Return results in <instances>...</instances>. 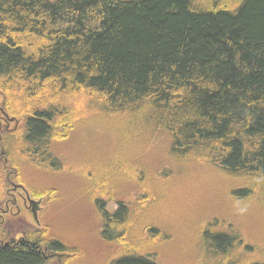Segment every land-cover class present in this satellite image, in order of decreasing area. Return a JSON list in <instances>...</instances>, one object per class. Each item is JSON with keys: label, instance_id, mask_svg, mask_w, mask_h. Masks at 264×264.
I'll return each mask as SVG.
<instances>
[{"label": "trees", "instance_id": "1", "mask_svg": "<svg viewBox=\"0 0 264 264\" xmlns=\"http://www.w3.org/2000/svg\"><path fill=\"white\" fill-rule=\"evenodd\" d=\"M83 126L111 134L114 146L98 166L74 168L54 147ZM147 145L167 149L162 177L140 163ZM183 167L235 182L233 199L264 206V0H0L4 210L13 184L58 197L29 190L25 170L75 173L100 238L118 249L109 264H161L149 242L168 238L145 213L153 184ZM120 182L134 183L133 198L118 199ZM200 228L196 264H264L235 224L211 218ZM81 255L48 228L0 240V264Z\"/></svg>", "mask_w": 264, "mask_h": 264}, {"label": "rangeland", "instance_id": "2", "mask_svg": "<svg viewBox=\"0 0 264 264\" xmlns=\"http://www.w3.org/2000/svg\"><path fill=\"white\" fill-rule=\"evenodd\" d=\"M76 132L65 143L54 147L55 154L74 168L86 164L98 166L114 146L112 135L89 127H80ZM148 147H142L147 149L143 151L140 163L162 177L161 168L172 164L167 159V149L161 147L155 152ZM187 171L185 167L175 168L176 176H171L166 184L162 183L163 179L153 184L160 186L156 188L158 194L154 206L151 205L149 214L145 213L146 218L150 217L159 225L168 238L155 244L149 242L157 261L161 264H196L199 261L197 250H200L196 232L211 218L235 224L246 242L252 249L260 250L261 255L264 251V206L252 201H236L231 196L235 182L221 179L211 171L205 175L198 172L188 175ZM24 173V183L29 190L41 193L43 189L56 188L58 197L51 202H47L46 197L38 200L28 192L18 190L16 184L9 185L5 192L8 193L7 201L14 204L7 210H4V204L0 206V240L33 229L48 228L66 246L81 251V258L74 264H109L118 249L100 238L101 220L80 177L75 173L53 174L37 170H25ZM117 189L119 200L133 198L137 191L133 182H120ZM115 207L110 203L108 210ZM257 257L250 256L251 259Z\"/></svg>", "mask_w": 264, "mask_h": 264}]
</instances>
